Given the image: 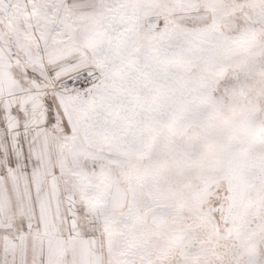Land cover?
<instances>
[{
    "label": "snow or ice",
    "instance_id": "snow-or-ice-1",
    "mask_svg": "<svg viewBox=\"0 0 264 264\" xmlns=\"http://www.w3.org/2000/svg\"><path fill=\"white\" fill-rule=\"evenodd\" d=\"M0 264H264V0H0Z\"/></svg>",
    "mask_w": 264,
    "mask_h": 264
}]
</instances>
